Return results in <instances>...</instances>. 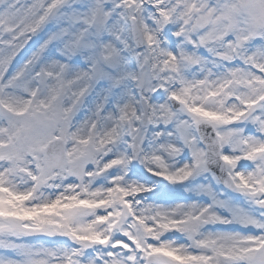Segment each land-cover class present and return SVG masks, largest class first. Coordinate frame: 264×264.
<instances>
[{
    "label": "snow or ice",
    "instance_id": "obj_1",
    "mask_svg": "<svg viewBox=\"0 0 264 264\" xmlns=\"http://www.w3.org/2000/svg\"><path fill=\"white\" fill-rule=\"evenodd\" d=\"M0 264H264V0H0Z\"/></svg>",
    "mask_w": 264,
    "mask_h": 264
}]
</instances>
